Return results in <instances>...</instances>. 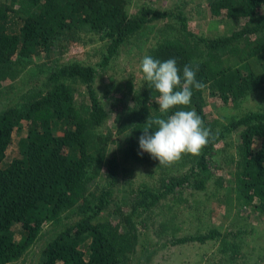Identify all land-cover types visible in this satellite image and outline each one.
<instances>
[{
	"label": "trees",
	"instance_id": "16d2710c",
	"mask_svg": "<svg viewBox=\"0 0 264 264\" xmlns=\"http://www.w3.org/2000/svg\"><path fill=\"white\" fill-rule=\"evenodd\" d=\"M203 2L211 16L239 20L241 26L228 35H198L189 28L181 4L167 9L144 5L131 15L127 0L0 3V86L15 63L24 69L33 57L61 54L65 45L59 42L64 37L68 41L84 33L100 34L107 40L100 61L105 67L132 40L130 48L142 50L159 23L172 19L174 33L164 36L147 55L162 62L175 59L181 74L184 65H198L196 79L206 87L192 89L191 103L184 110L194 109L203 120L207 93L228 103L264 87V0ZM95 78L94 65L76 60L56 63L47 71L46 83L0 112V264L22 257L42 226L57 223L67 210L76 212L77 219L47 241L38 264H122L116 227L98 221L111 191L105 188L93 196L96 203L86 195L88 178L107 171L113 184L117 174L116 159L104 161L105 140L98 128L109 111L94 86ZM144 82L133 89L120 120L125 151L136 159L148 155L138 144L147 117L160 115L159 94ZM77 85H83V92ZM233 130H238L239 144L230 197L237 206L253 207L264 215V111L245 113L215 132L197 164L205 171L213 143ZM188 182L187 175L172 177L165 190ZM191 184L204 188V180ZM141 194L138 202L145 207L159 198L150 189ZM218 235L217 229H210L175 242L205 241Z\"/></svg>",
	"mask_w": 264,
	"mask_h": 264
},
{
	"label": "rangeland",
	"instance_id": "374dc122",
	"mask_svg": "<svg viewBox=\"0 0 264 264\" xmlns=\"http://www.w3.org/2000/svg\"><path fill=\"white\" fill-rule=\"evenodd\" d=\"M9 1L0 0V3L10 4ZM127 2L131 15L144 5L167 9L181 4L189 28L198 35L211 38L228 35L242 23L211 16L203 0ZM173 22L167 19L159 23L156 32L140 51L130 48L133 40L128 42L105 67L100 66V61L107 40L100 34L84 33L68 41L66 37L62 38L59 44H64L65 48L61 54L33 57L24 69H18L14 64L0 86V112L7 105L22 102L33 88L46 83L47 71L52 65L74 60L94 65V86L109 111V116L98 128L105 140L102 149L104 161L114 157L117 174L113 184L107 171L96 178H88L86 195L88 200L96 203L97 198L93 196H99L105 188L111 191L109 203L98 221L116 227L122 245V264H264V215L253 207L237 206L228 191L237 159L238 130L226 133L213 143L205 171L197 164L200 155L185 154L180 161L165 167L149 154L136 159L125 151L120 120L125 116V107L130 104L133 89L141 88L145 83L139 69L140 61L164 36L174 33ZM77 87L83 92V85ZM252 111H264V87L255 88L236 102L228 103L207 93L204 98V126L214 135L231 120ZM182 175L189 177L188 183L165 190L172 177ZM195 179L204 180V188H195L191 184ZM145 189L159 195L146 207L138 202L141 191ZM77 216L76 212L67 210L60 214L57 223L49 221L44 224L36 241L22 257L10 264H38L47 241L61 228L75 222ZM210 229H217L219 235L205 241L175 242L178 238L201 235Z\"/></svg>",
	"mask_w": 264,
	"mask_h": 264
},
{
	"label": "clouds",
	"instance_id": "9594fccd",
	"mask_svg": "<svg viewBox=\"0 0 264 264\" xmlns=\"http://www.w3.org/2000/svg\"><path fill=\"white\" fill-rule=\"evenodd\" d=\"M139 69L144 81L159 94L160 112L159 116L147 117L138 139L139 149L165 167L180 161L185 154L199 156L215 136L194 109L184 110L191 103L192 89L206 87L196 79L198 65H184L181 74L175 59L162 62L146 55ZM171 109L178 110L169 115Z\"/></svg>",
	"mask_w": 264,
	"mask_h": 264
}]
</instances>
